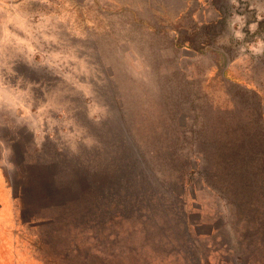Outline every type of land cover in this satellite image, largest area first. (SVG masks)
Listing matches in <instances>:
<instances>
[{"label": "rangeland", "instance_id": "374dc122", "mask_svg": "<svg viewBox=\"0 0 264 264\" xmlns=\"http://www.w3.org/2000/svg\"><path fill=\"white\" fill-rule=\"evenodd\" d=\"M118 104L147 143L195 139L189 253L154 252L129 219L73 226L41 206ZM0 177L20 218L0 264H264V0H0Z\"/></svg>", "mask_w": 264, "mask_h": 264}, {"label": "trees", "instance_id": "16d2710c", "mask_svg": "<svg viewBox=\"0 0 264 264\" xmlns=\"http://www.w3.org/2000/svg\"><path fill=\"white\" fill-rule=\"evenodd\" d=\"M107 113L103 120L105 137L97 149L71 153L66 164L68 182L40 186L38 192L47 198L41 206L71 212L73 226L88 225L90 220L104 223L129 219L138 224L134 227L143 232L144 243L154 252L189 253L196 242V225L188 200L192 196L188 185L195 170L194 137L172 136L147 143L131 133L122 104ZM233 165L231 174L238 178V184L246 191L253 186L255 195L257 184L252 183V172L237 163ZM236 187L242 190L237 184ZM221 192L238 208L237 200L222 189ZM34 216L24 219L22 208V220L35 221L37 225L54 221L45 214Z\"/></svg>", "mask_w": 264, "mask_h": 264}, {"label": "crops", "instance_id": "0c3cea01", "mask_svg": "<svg viewBox=\"0 0 264 264\" xmlns=\"http://www.w3.org/2000/svg\"><path fill=\"white\" fill-rule=\"evenodd\" d=\"M18 206L13 190L9 185L6 189L0 177V243L16 240L12 230L19 223Z\"/></svg>", "mask_w": 264, "mask_h": 264}]
</instances>
